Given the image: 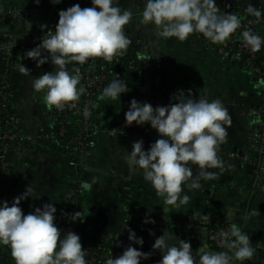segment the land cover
Returning <instances> with one entry per match:
<instances>
[{
  "label": "crops",
  "instance_id": "0c3cea01",
  "mask_svg": "<svg viewBox=\"0 0 264 264\" xmlns=\"http://www.w3.org/2000/svg\"><path fill=\"white\" fill-rule=\"evenodd\" d=\"M250 2L216 0L220 10L222 6H234L241 15H247L245 9ZM32 3L33 0H0V17L3 18L0 45L36 37L51 26L53 15L50 12H25ZM115 3L132 12V19L125 26V33L132 41L122 54L125 59L156 60L161 79L173 85L174 95L177 90L187 95L190 89L192 98L218 99L228 108L232 125L227 128V142L220 145L218 152L219 159L224 161V170H210L216 173L215 178L201 180L199 189L185 187L181 195L189 196L188 205L165 206L163 198L145 181L143 170L130 167L126 161V153L131 152L134 141L142 139L147 150L160 138L157 131L149 124L137 126L135 122L125 127V113L131 102L127 93L116 100L101 95L95 104L99 111L96 142L81 166H72L54 147L41 143L16 148L7 159L0 200L11 202L27 187H33V197L19 205L27 215L45 203H53L57 214L71 198H78L83 220L93 236L114 256L122 254L130 244L143 252H153L152 257L141 264H157L162 258L158 251L152 250V245L165 232L170 243H178L173 237L190 241L196 253L204 244L209 251L218 252L210 243L213 238L209 226L213 222L229 226L235 223L249 235L256 254L264 255V183L253 185L248 172L250 166L235 156L247 154L251 149L252 126L257 120L251 110L260 101L256 83L238 64L221 61L214 54L211 42L201 34L190 35L187 41L181 42L175 37H162L154 24L142 25L144 0H115ZM84 7H92L91 0ZM41 25L47 28L42 31ZM32 48H17V63L10 82L14 97L11 107L27 135L39 134L54 125L47 112L45 93L35 92L31 81L33 77L56 71V66L49 60L38 68L35 61L25 56ZM18 64L30 69V74H20ZM68 67H79L82 73L78 63ZM4 68L0 55V74ZM117 78L127 83L129 93L140 88L136 78L119 71ZM112 131L117 132L116 135H110ZM198 173L199 169L193 166V174ZM229 210L231 220L226 218ZM146 215L155 223H144ZM204 215L209 216V222H202ZM126 225L143 238L142 248L128 240ZM150 231L155 235H150ZM117 236L121 246H117ZM0 264H15L10 247L0 245Z\"/></svg>",
  "mask_w": 264,
  "mask_h": 264
},
{
  "label": "clouds",
  "instance_id": "9594fccd",
  "mask_svg": "<svg viewBox=\"0 0 264 264\" xmlns=\"http://www.w3.org/2000/svg\"><path fill=\"white\" fill-rule=\"evenodd\" d=\"M39 5L40 0H33ZM145 7L140 23L154 24L164 38L175 37L187 41L190 35L201 34L212 44L224 45L241 28L240 18L231 13H221L216 0H144ZM57 5L62 0H50ZM92 7L81 8L75 4L60 10L55 34L41 40L40 44L27 51L25 56L36 62L37 67L50 62L56 71L33 77L31 87L35 92L45 93L47 105L63 110L70 102H76L84 88H78L82 80L79 67L90 59L102 58L111 62L115 56L124 54L132 41L125 33V26L132 19V12L117 6L115 0H91ZM246 13L258 21L264 13L249 5ZM47 25H41L44 31ZM243 44L252 52H257L264 44V38L249 30L242 32ZM47 53V55H44ZM22 75H29L30 69L17 65ZM130 91L125 81L113 80L103 89V95L112 100ZM189 89L177 93L168 105L153 106L147 102L132 99L125 113V127L133 122L137 126L149 124L157 131L159 139L145 150L142 139L134 141L131 152L126 153L127 164L143 170L145 181L149 182L155 194L163 198L165 206L179 208L189 204V196L181 195L184 188L199 189L201 180L214 179L216 173L224 170V161L219 159L221 144L227 142V128L232 118L222 101L206 98L194 99ZM86 107L83 116H90ZM112 131L110 135H116ZM193 166L199 169L193 174ZM36 194V193H35ZM33 197V187L13 198L11 202L0 201V245L8 246L15 264H86L81 237L73 231L62 233L56 224L57 208L53 203H45L25 215L19 206L21 201ZM226 218L231 220L229 210ZM72 222L80 219V211L74 212ZM144 223H155L147 217ZM202 222H209L204 215ZM128 231V240L143 247L144 240L134 230ZM150 235H155L150 231ZM119 236V235H118ZM117 236V241H118ZM221 246L229 251L213 252L204 244L196 253L191 242L178 237V243H170L168 233L160 235L152 245L153 251L161 254L157 264H234L250 260L255 252L249 235L243 233L235 223L228 231L219 233ZM171 240V241H172ZM117 246H121L118 241ZM153 252H143L131 244L122 254L109 257L106 264H141L152 257Z\"/></svg>",
  "mask_w": 264,
  "mask_h": 264
},
{
  "label": "built area",
  "instance_id": "2783aa9c",
  "mask_svg": "<svg viewBox=\"0 0 264 264\" xmlns=\"http://www.w3.org/2000/svg\"><path fill=\"white\" fill-rule=\"evenodd\" d=\"M88 1L90 0H62V3L53 5L50 3V0H40L39 5L33 2L32 6L25 12L52 11L59 19L58 13L60 10H66L75 4H79L81 8H84ZM220 12L222 14L231 13L237 15L241 20L242 26L231 36L226 44L217 45L211 43V48L221 61L234 62L244 71L248 72L259 90L260 101L257 107L251 110L252 114L257 118L252 126L253 138L251 141V149L247 154H238L235 156L252 168V172L249 173L250 181L253 185L260 186L264 183V44H262L259 51L252 52L244 46L242 32L250 29L255 34L264 38V16L258 21L251 15L242 16L234 6H222ZM261 12L264 13L263 11ZM58 19L56 24L58 23ZM1 23H3L2 17H0ZM56 24H53L36 37L0 45V55L5 66L4 71L0 74V125L4 121H8L9 123L6 128L0 127V183L6 179L5 167L7 159L9 153L14 149L34 144L40 140L59 146L61 143L58 137H62L66 133L64 127L59 132H55L52 127L36 135H27L20 126L18 116L15 113H6V108L11 107L14 98L12 92L6 90V88L10 85L11 77L9 72L12 70L11 62L12 58L16 56L17 48L23 46L36 47L42 39L55 34ZM122 56H115L111 62H106L102 58H93L86 64L80 65L82 70H84V74L83 80L78 85V88H85V93L80 95L76 102H70L69 105H66L63 110H58L55 106L50 108L47 105V112L51 114L54 124H58L59 126L74 124L79 127L78 134L72 138V142L78 148L79 154L77 158L70 160L72 166H81L83 158L89 155L92 146L96 142L98 113L92 103V92L103 95V86L107 80V76L102 73H97V69L107 68V64L110 63L119 64ZM157 67L158 64L155 60L147 58H141L139 59V64L129 66V72L139 75L143 80L140 88L133 92V96H130L131 100L136 97L138 98V102H147L155 106L164 104L166 98L163 95V90L150 81V73ZM172 97H174V93ZM86 107L91 113L87 118L83 116ZM55 114L60 115V119H57L56 116L54 117L53 115ZM74 212H77V210L70 211L64 220L56 221L62 233L68 231L75 232L79 220L75 222L70 220ZM230 227L226 224L216 229L213 233V244L221 252L227 251V248L221 246L219 233L228 231ZM83 247L86 264H99L100 260H107L110 257V255H97L92 252L90 250V244L87 242L83 244ZM248 261L264 264V258L257 257L256 250L253 257ZM234 264H238V261H235Z\"/></svg>",
  "mask_w": 264,
  "mask_h": 264
},
{
  "label": "trees",
  "instance_id": "16d2710c",
  "mask_svg": "<svg viewBox=\"0 0 264 264\" xmlns=\"http://www.w3.org/2000/svg\"><path fill=\"white\" fill-rule=\"evenodd\" d=\"M249 5H252L255 8H257L258 10L264 12V0H251ZM49 12H50V14L53 15V22L51 24V26H52L53 24H56L58 17L52 11H49ZM247 15H249V14H247ZM242 16H244V15H242ZM16 61L17 60H16L15 57L12 58V62H11L12 70L9 72L10 77H11L13 69L15 68V65L17 63ZM156 63L158 64V61H156ZM136 64H139V59H136V60H133V61H129V60L125 59L122 56V59H121L119 64L110 63V64H107V66H108L107 68L97 69V73H102V74H105L107 76V80H106V82H105V84L103 86V89L105 87H107L113 80L116 79V74H117L118 71L123 73L126 76L136 78L140 82V86H141V83L143 81L142 78L139 75H137V74H133V73L129 72V66L130 65H136ZM81 74H82V77H83L84 70H82ZM150 76H151V79H150L151 83L157 85L158 88L163 90V95L166 98V101L164 102L163 105L166 106L170 102H175L174 100H171L172 95L174 93V87H173V85L170 82H167L166 80H162L161 79L160 70H159L158 67L151 71ZM82 80H83V78H82ZM10 82H11V80H10ZM0 87H1V84H0ZM6 90L12 92L10 85L6 88ZM85 91H86V89L84 88V92L83 93H85ZM126 93L128 95H130V96H133L132 93H129V92H126ZM100 96H101L100 94H98L96 92H92V97H93L92 103H93L94 109L96 110L97 113L99 111L96 108L95 104H96V101L98 100V98ZM134 99H136L138 101V98L135 97ZM152 105L155 107L154 104H152ZM8 112L14 113L12 107H7L6 108V113H8ZM53 116L54 117L56 116L57 119H60V115H56L55 114ZM8 125H9L8 121H4L0 125V127L1 128H6V127H8ZM63 127L66 129V133H65L64 136L58 137V139H59V141L61 143L59 146H56L54 144H49V143H46V142L41 141V140L37 141L36 143H39V144L41 143V144H44V145H47V146L54 147L59 152L60 155L64 156L68 160L75 159V158L78 157L79 154H78V148L72 142V138L75 135L78 134L79 127L74 125V124H65V125H61V126H59L58 124H54L53 125V130L55 132H59V130L61 128H63ZM248 172L249 173L252 172V168L251 167H248ZM73 210L80 211V219L81 220H79V222L77 223V228L75 230V233L80 235L82 245L87 242V243L90 244V250L92 252L96 253L97 255L105 254V255H110L111 257L115 258L116 256H114L109 251L107 246L104 245L102 242L98 241L93 236L91 230L87 226V223L83 220L82 212H81V208H80V203H79L78 198H75V197L71 198L68 201V203L66 204V206L64 207L63 211L55 214L56 221L64 220L66 218V216L68 215V213L70 211H73ZM224 225H226V224L225 223H221V222L220 223L219 222L218 223H215V222L211 223V225L209 226V231L211 233V236H213V233H214V231L216 229H218V228H220L221 226H224ZM210 243L212 244L211 248L213 250H217L218 252H221L220 250H218L214 246L213 241H211ZM227 251H229V250L227 249ZM229 255H232V253L230 251H229ZM257 257L264 258V255L263 254H257ZM106 261L107 260H100L99 264H106ZM238 264H240L239 261H238ZM244 264H257V263L250 262V261L246 260V261H244Z\"/></svg>",
  "mask_w": 264,
  "mask_h": 264
}]
</instances>
